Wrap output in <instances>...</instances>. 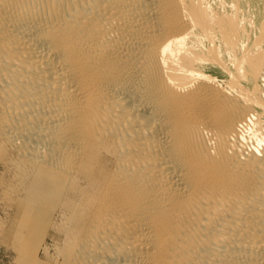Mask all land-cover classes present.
Wrapping results in <instances>:
<instances>
[{
  "label": "bare ground",
  "instance_id": "6f19581e",
  "mask_svg": "<svg viewBox=\"0 0 264 264\" xmlns=\"http://www.w3.org/2000/svg\"><path fill=\"white\" fill-rule=\"evenodd\" d=\"M0 169L18 264H264V0H0Z\"/></svg>",
  "mask_w": 264,
  "mask_h": 264
},
{
  "label": "rangeland",
  "instance_id": "374dc122",
  "mask_svg": "<svg viewBox=\"0 0 264 264\" xmlns=\"http://www.w3.org/2000/svg\"><path fill=\"white\" fill-rule=\"evenodd\" d=\"M244 2L245 0H241ZM2 170L0 169V175ZM5 218L0 207V264H18L16 261V251L14 248L6 243L4 237Z\"/></svg>",
  "mask_w": 264,
  "mask_h": 264
}]
</instances>
